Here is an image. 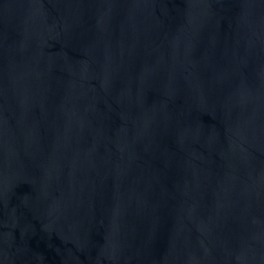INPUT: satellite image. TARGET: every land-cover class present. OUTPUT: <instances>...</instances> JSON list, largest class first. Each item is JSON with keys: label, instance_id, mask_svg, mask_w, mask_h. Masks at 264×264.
<instances>
[{"label": "water", "instance_id": "obj_1", "mask_svg": "<svg viewBox=\"0 0 264 264\" xmlns=\"http://www.w3.org/2000/svg\"><path fill=\"white\" fill-rule=\"evenodd\" d=\"M0 264H264V0H0Z\"/></svg>", "mask_w": 264, "mask_h": 264}]
</instances>
